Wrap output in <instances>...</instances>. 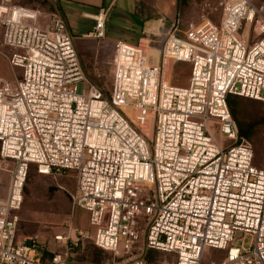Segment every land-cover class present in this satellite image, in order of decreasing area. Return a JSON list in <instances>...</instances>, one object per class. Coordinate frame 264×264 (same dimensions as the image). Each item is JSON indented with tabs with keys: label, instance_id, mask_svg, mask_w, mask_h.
<instances>
[{
	"label": "built area",
	"instance_id": "2783aa9c",
	"mask_svg": "<svg viewBox=\"0 0 264 264\" xmlns=\"http://www.w3.org/2000/svg\"><path fill=\"white\" fill-rule=\"evenodd\" d=\"M199 13L182 36L179 21L162 31L154 63L141 42L150 38L114 41L106 98L83 87L62 16L42 22L38 9L0 0V53L22 68L0 82V169L15 163L0 200V264H95L70 251L89 243L112 253L110 264H201L206 247L224 251L217 264H264V169L252 166V143L227 105L228 95L264 103V0H204ZM105 14H86L89 35L103 37ZM170 62L189 65L186 85L165 79ZM31 164L40 175H73V188L60 187L88 212V230L68 224L53 235L65 250L47 261L45 237L17 236ZM236 231L250 235L249 247L232 243Z\"/></svg>",
	"mask_w": 264,
	"mask_h": 264
},
{
	"label": "rangeland",
	"instance_id": "374dc122",
	"mask_svg": "<svg viewBox=\"0 0 264 264\" xmlns=\"http://www.w3.org/2000/svg\"><path fill=\"white\" fill-rule=\"evenodd\" d=\"M43 13H41L42 15ZM216 14V13H215ZM112 17L109 20V35L118 36L117 32L112 28L113 22ZM178 24V30L180 32L176 33L178 36H182V31L188 27V23L183 22L182 19ZM43 25V23H40ZM72 30L76 32V29L72 26ZM146 30V31H145ZM143 33H138V39L140 38H150L151 41L148 43L146 39H142L141 42L145 45L146 53L150 57L152 63L156 62L158 49L162 45L163 37L161 35L162 31L158 30L153 32L155 35L148 34V28H145ZM250 33V30L247 29ZM74 36V43L76 51L80 60L82 73L86 81L83 87L86 88L87 83L97 87L103 95L108 98L111 93L112 87V64L111 59L113 55V41L107 39L106 35L103 37H95L93 34L90 36ZM134 36V35H132ZM129 42L134 43V39L127 38ZM8 51L12 52L15 49L7 48ZM154 59V60H153ZM170 67V73L169 71ZM189 65L187 63H172L170 62L164 72L165 79L174 85H186L189 76ZM13 73L17 78H21L22 68L14 67ZM168 74V75H167ZM239 107L243 110V114L246 117H252L253 115L259 114L264 111V103L258 100L241 97L239 100ZM130 114V112H129ZM146 117V116H145ZM150 117L147 116L146 123L150 125ZM209 129L213 137L222 141H226L225 137L219 130V126L215 124H209ZM264 130V127L261 128ZM254 148V156L252 166L256 168L264 169V139L262 144L252 142ZM149 148L150 144L148 143ZM263 145V146H262ZM31 169L28 171L25 185H24V198L21 205L19 214V222L17 229V236L20 238L28 235H33L35 233H40L45 237V242L43 245V252L45 254V260L49 258V251L56 248V244L53 241V235L57 232L64 231L68 224L72 227L78 229L88 230V212L72 207L68 200L66 192L60 189L58 186H64L65 188L74 187V177L73 175H68L66 173H61L59 175L49 176L40 175L34 170V165H30ZM55 187V192L53 195H48V187ZM149 197H152L150 195ZM140 237L143 238V229L140 230ZM251 237L248 234H243L240 231L234 233V239L232 243L237 246L249 247ZM55 245V246H54ZM68 246V244H67ZM83 253L80 252L78 248L71 249V253H78L74 255L73 258L82 262L95 263L91 251L98 250L92 247L91 244H87ZM65 248L57 247V251H64ZM80 253V254H79ZM162 257L163 255L159 253ZM224 256V251L206 247L204 249V255L202 257L201 264H217L220 259ZM113 258L112 253H100L97 261L98 263H111Z\"/></svg>",
	"mask_w": 264,
	"mask_h": 264
},
{
	"label": "crops",
	"instance_id": "0c3cea01",
	"mask_svg": "<svg viewBox=\"0 0 264 264\" xmlns=\"http://www.w3.org/2000/svg\"><path fill=\"white\" fill-rule=\"evenodd\" d=\"M27 7L40 11V20H45L52 14L62 16L71 34L75 37L90 36L94 31L95 21L86 16L94 15L99 9L106 10L104 18V35L111 41L134 39L137 43L138 33H143L146 24L154 21L160 31L168 29L173 23L182 19L183 22H199L201 15L199 6L204 0H14ZM41 13H43L41 15ZM113 18L112 28L118 36H110L109 20ZM217 23L219 15L213 13L208 18ZM72 26L76 32L72 30ZM149 30V29H148ZM146 31V30H145ZM151 31L149 30V33ZM134 35V36H132ZM142 39V38H140ZM139 39V40H140ZM138 40V41H139ZM132 43V42H129ZM5 51V48L1 47ZM150 55V53H149ZM151 56V55H150ZM154 60V59H153ZM170 71V70H169ZM167 71V72H169ZM168 75V74H167ZM13 80V70L7 59L0 53V82ZM8 169H0V200L6 198L12 171L13 161L8 162Z\"/></svg>",
	"mask_w": 264,
	"mask_h": 264
},
{
	"label": "trees",
	"instance_id": "16d2710c",
	"mask_svg": "<svg viewBox=\"0 0 264 264\" xmlns=\"http://www.w3.org/2000/svg\"><path fill=\"white\" fill-rule=\"evenodd\" d=\"M146 28H148L152 32H156L157 31L156 22L151 21V22L147 23ZM240 98H241L240 96H236V95H228L227 96V105H228V108L231 112L233 119L235 120V122L238 126L239 134L241 136L247 138L250 142L252 141L254 143L258 142L259 144H262V141L264 139V130H262L261 128L264 127V111L260 112L259 114L253 115L252 117H249V118L246 117L243 114V110L239 107ZM253 151H254V148H253ZM24 185H25V183H24ZM58 187L60 189H62L60 186H58ZM23 189H24V186H23ZM55 190L56 189L53 186L48 187V190H47L48 195L49 196L53 195ZM62 190H64V189H62ZM64 192H66V191L64 190ZM66 195L68 197L67 193H66ZM23 198H24V191H23ZM68 200H69V197H68ZM69 202H70V200H69ZM86 246H87V244L84 245L82 249H79L81 253L84 252V250L86 249L85 248ZM92 247L95 249H98V250L91 251V254L93 256L95 263H98L97 261L100 262V260H98L100 253H102V252L110 253V252L104 251V250H102V249H100L94 245H92Z\"/></svg>",
	"mask_w": 264,
	"mask_h": 264
},
{
	"label": "bare ground",
	"instance_id": "6f19581e",
	"mask_svg": "<svg viewBox=\"0 0 264 264\" xmlns=\"http://www.w3.org/2000/svg\"><path fill=\"white\" fill-rule=\"evenodd\" d=\"M169 70H170V67H169ZM169 73H170V71H169Z\"/></svg>",
	"mask_w": 264,
	"mask_h": 264
}]
</instances>
